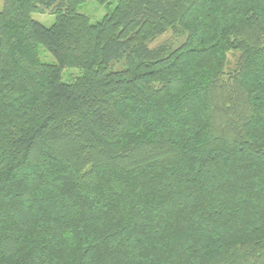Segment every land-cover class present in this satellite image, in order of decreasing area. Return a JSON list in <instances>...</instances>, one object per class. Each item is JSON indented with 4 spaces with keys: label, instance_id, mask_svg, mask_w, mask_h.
I'll list each match as a JSON object with an SVG mask.
<instances>
[{
    "label": "trees",
    "instance_id": "1",
    "mask_svg": "<svg viewBox=\"0 0 264 264\" xmlns=\"http://www.w3.org/2000/svg\"><path fill=\"white\" fill-rule=\"evenodd\" d=\"M85 1L3 0L0 264H264V0Z\"/></svg>",
    "mask_w": 264,
    "mask_h": 264
},
{
    "label": "rangeland",
    "instance_id": "2",
    "mask_svg": "<svg viewBox=\"0 0 264 264\" xmlns=\"http://www.w3.org/2000/svg\"><path fill=\"white\" fill-rule=\"evenodd\" d=\"M2 6H3V0H0V11L2 10ZM114 7H115L114 1H110L109 3L104 5H100L94 2L93 0H86L84 3L77 6L78 8L77 10L79 13L89 17L92 22H96L99 21L108 12L113 11ZM32 19L39 22L45 27H50L54 23L55 15H52L48 12L34 13L32 14ZM172 39L173 37L171 36V34L167 33L162 37H160L159 39H157L153 43V46L157 44H161L166 40L175 41ZM39 54L43 62L48 64L55 63V59L53 58V56L50 55L48 52H46L42 46H39ZM80 74L81 72L77 69H66L62 72V81L64 82L70 81L71 79L80 76Z\"/></svg>",
    "mask_w": 264,
    "mask_h": 264
}]
</instances>
